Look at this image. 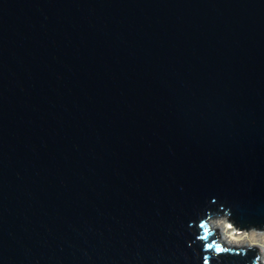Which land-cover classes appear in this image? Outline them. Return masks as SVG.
I'll use <instances>...</instances> for the list:
<instances>
[{
  "label": "water",
  "instance_id": "1",
  "mask_svg": "<svg viewBox=\"0 0 264 264\" xmlns=\"http://www.w3.org/2000/svg\"><path fill=\"white\" fill-rule=\"evenodd\" d=\"M264 0H0V264H264Z\"/></svg>",
  "mask_w": 264,
  "mask_h": 264
},
{
  "label": "rangeland",
  "instance_id": "2",
  "mask_svg": "<svg viewBox=\"0 0 264 264\" xmlns=\"http://www.w3.org/2000/svg\"><path fill=\"white\" fill-rule=\"evenodd\" d=\"M220 220L221 219L213 220V225L215 226V229H218V230H216L217 234L220 237H222V240H223L225 245L230 246V244H227V242L225 241V237L223 236L224 232L226 233V237L227 236H233V237H235V239L239 240L240 242H238V241H235V242H236L237 246L240 248L250 247L253 245L257 246L260 249L261 255L263 256V257L260 256V262L264 263V232H262V233L257 232V231L242 232V231L235 230L232 226L231 227L233 230H230V229H227L228 223L224 220H221L222 221L221 222ZM223 230H224V232H223ZM248 243H250L249 246H248Z\"/></svg>",
  "mask_w": 264,
  "mask_h": 264
},
{
  "label": "bare ground",
  "instance_id": "3",
  "mask_svg": "<svg viewBox=\"0 0 264 264\" xmlns=\"http://www.w3.org/2000/svg\"><path fill=\"white\" fill-rule=\"evenodd\" d=\"M214 220H216V219H214ZM221 220H223V219H221ZM220 220V221H221ZM222 222V221H221ZM212 224H213V221H212ZM214 226V225H213ZM217 227V226H216ZM218 228V227H217ZM214 229H215V226H214ZM227 229H230V230H233L232 229V227H231V225L228 223L227 224ZM216 230H218V229H216ZM223 232H224V230H223ZM258 232V231H257ZM260 233H262V232H260ZM223 236L225 237V241L227 242V244H230V246L232 245V246H237V244H236V242L235 241H238V242H240L239 240H237V239H235V237H233V236H227L226 237V233L224 232L223 233ZM221 240H222V237H221ZM223 241V240H222ZM251 241V240H250ZM253 242V241H252ZM249 244L250 243H248V246H249ZM253 246H255V245H253ZM250 247H252V246H250ZM257 247V246H256ZM260 250V249H259ZM260 256H262L261 255V253H260ZM263 257V256H262Z\"/></svg>",
  "mask_w": 264,
  "mask_h": 264
}]
</instances>
